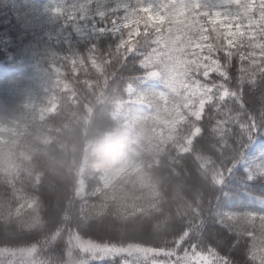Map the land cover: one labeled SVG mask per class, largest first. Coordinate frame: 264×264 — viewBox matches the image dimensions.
<instances>
[{"label":"trees","instance_id":"trees-1","mask_svg":"<svg viewBox=\"0 0 264 264\" xmlns=\"http://www.w3.org/2000/svg\"><path fill=\"white\" fill-rule=\"evenodd\" d=\"M261 58L264 0H0V264H260Z\"/></svg>","mask_w":264,"mask_h":264},{"label":"snow or ice","instance_id":"snow-or-ice-1","mask_svg":"<svg viewBox=\"0 0 264 264\" xmlns=\"http://www.w3.org/2000/svg\"><path fill=\"white\" fill-rule=\"evenodd\" d=\"M104 15V13H100V16L102 17ZM95 19V17L93 18ZM95 31V30H94ZM97 34L100 33H104V32H97L95 31ZM95 50V45H93L92 48L89 49L90 52H94ZM214 53H216V56L219 57V55L221 54L219 52V50L217 49H213L212 50ZM125 59H128V57H125ZM235 60V55L231 52H223V60L221 61V63L215 67H213L211 64H209V68L211 69L206 70L207 71V75L203 77L204 80V84H207L208 87L205 88V92L208 94V99L209 101H213V96L211 95L212 92H215L217 89L223 91L226 88V84H227V80L229 78V69L230 66L232 65V62H234ZM261 63L264 64V58H261ZM237 66V65H235ZM258 67V66H257ZM240 71H242V69H240ZM262 75H264V73H262ZM202 87L204 85H201ZM229 95H234L233 93L228 92L227 95H220L218 97H216L215 99H219V100H224L225 98H227ZM196 105L193 104L192 107H195ZM198 119L200 121L204 120V115L200 114ZM229 123L226 119L218 120V122L216 123V130L218 132H222L224 134L227 133L228 129H229ZM217 125H220L219 127ZM254 128L253 123L250 121L249 125H248V131L251 132ZM203 131V129H201V132ZM226 149V145L223 146ZM232 161L228 160L226 163H224L225 165H231ZM223 169H218L216 174L214 175V181L217 184H220L223 182ZM229 222L234 221L236 224H239L241 221L245 222V223H252L253 220L250 216H245V215H241V216H230L228 218ZM253 252L252 255L253 256H258L260 258V264H264V237L260 238L257 242H255L254 244L251 243ZM208 254H209V261L210 264H229L228 259L225 258H221V255L218 254V251L213 249V248H208ZM185 264H195V261L191 260V257H187ZM201 264H203V262H201Z\"/></svg>","mask_w":264,"mask_h":264},{"label":"rangeland","instance_id":"rangeland-1","mask_svg":"<svg viewBox=\"0 0 264 264\" xmlns=\"http://www.w3.org/2000/svg\"><path fill=\"white\" fill-rule=\"evenodd\" d=\"M155 75H157V72L154 73L151 76V79ZM76 240H77L76 246L79 247L80 249H82L83 252L85 251L87 253H90L91 255H92V252H94V253H101L102 251L103 252H105V251L107 252V251L110 250L108 248H105V247H107V245L100 244L98 246H94L92 244H89V243H85L83 241H80V238H77ZM129 251H132L133 253H138L141 256H148L150 254V253L149 254L145 253L144 250H142L141 248H138V247H132V248H130ZM168 254L170 256H167ZM154 255H157V257H165L168 260H172V261H165V260H162V259H158L156 262H154V264H179V263H182V259H183V258L178 259L174 255H171V253H168V252H165V251H163L161 253L160 252H157V254H154ZM77 257H78V254H77L76 257H74V256L70 257L69 258V262L72 263V264H76L77 262H81L82 259H77ZM183 264H185L184 261H183Z\"/></svg>","mask_w":264,"mask_h":264}]
</instances>
